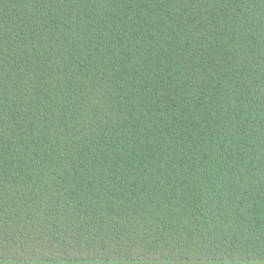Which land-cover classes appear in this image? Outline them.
<instances>
[{
  "label": "trees",
  "instance_id": "obj_1",
  "mask_svg": "<svg viewBox=\"0 0 264 264\" xmlns=\"http://www.w3.org/2000/svg\"><path fill=\"white\" fill-rule=\"evenodd\" d=\"M0 263H264V0H0Z\"/></svg>",
  "mask_w": 264,
  "mask_h": 264
},
{
  "label": "rangeland",
  "instance_id": "obj_2",
  "mask_svg": "<svg viewBox=\"0 0 264 264\" xmlns=\"http://www.w3.org/2000/svg\"><path fill=\"white\" fill-rule=\"evenodd\" d=\"M0 264H24V263H0ZM32 264H35V263H32ZM45 264H48V263H45ZM49 264H52V263H49ZM94 264H106V263H94ZM161 264H191V263H161ZM251 264H264V263H251Z\"/></svg>",
  "mask_w": 264,
  "mask_h": 264
}]
</instances>
